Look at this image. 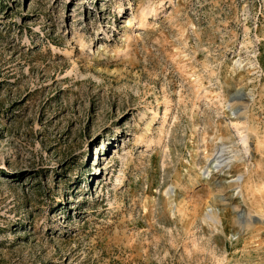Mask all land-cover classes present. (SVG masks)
Returning <instances> with one entry per match:
<instances>
[{
	"label": "rangeland",
	"instance_id": "rangeland-1",
	"mask_svg": "<svg viewBox=\"0 0 264 264\" xmlns=\"http://www.w3.org/2000/svg\"><path fill=\"white\" fill-rule=\"evenodd\" d=\"M0 264H264V0H0Z\"/></svg>",
	"mask_w": 264,
	"mask_h": 264
},
{
	"label": "bare ground",
	"instance_id": "bare-ground-1",
	"mask_svg": "<svg viewBox=\"0 0 264 264\" xmlns=\"http://www.w3.org/2000/svg\"><path fill=\"white\" fill-rule=\"evenodd\" d=\"M81 41V40H80ZM85 42H83V40L81 41V44H84ZM117 51V50H116ZM119 51V50H118ZM235 96H237V98L239 97V98H243V96H244V93H243V91L242 90H237L236 91V95ZM157 114V113H156ZM162 115V114H161ZM150 123V122H149ZM148 123V124H149ZM147 124V125H148ZM220 153V154H219ZM223 157H224V150L222 149V150H220V151H218L217 152V155L214 157V159H212L211 160V162L209 163V165H208V167H207V169L204 171V174L206 175V174H208V173H210V171L211 170H213L214 168H217V167H219V166H221V164H223L222 162H224L225 161V159H223ZM236 181V180H235ZM245 214V213H244ZM209 215V214H208ZM211 216L212 217H210V218H212V219H215L216 218V215L214 214V213H212V211H211ZM244 217V216H243Z\"/></svg>",
	"mask_w": 264,
	"mask_h": 264
}]
</instances>
